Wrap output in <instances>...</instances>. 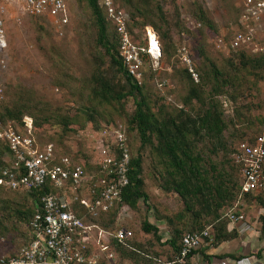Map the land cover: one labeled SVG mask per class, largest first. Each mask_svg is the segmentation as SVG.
<instances>
[{"label": "rangeland", "instance_id": "obj_1", "mask_svg": "<svg viewBox=\"0 0 264 264\" xmlns=\"http://www.w3.org/2000/svg\"><path fill=\"white\" fill-rule=\"evenodd\" d=\"M112 1L123 11L130 42L138 51V78H133L152 112L157 113L158 109L171 112L180 105L189 85L187 75L194 84H200L207 91L213 83L210 64L229 76L230 83L215 95L226 124V144L217 152H212L208 145L205 150L200 149V163L207 170L212 164L217 171L223 172V179L228 178L236 195L240 176L231 160V150L240 139L251 138L258 131L264 112V16L259 24L252 25L250 42L234 50L228 47L229 40L235 31L244 29L238 21L239 0ZM65 2L69 21L63 27L46 25L16 9L1 13L5 46L0 48V84L4 90V105L11 109L14 105H22L21 115H28L36 122L34 136L38 144L52 142L57 154L65 151L75 160L97 159L91 147L97 142L98 133L110 125L124 130L132 155L141 148L142 189L147 200L138 199L133 208L123 205L116 209L115 217L109 214L104 219L111 226L107 229L124 227L132 232L130 245L136 253L130 260L114 250L108 243V235L93 232L91 249L99 264H166L174 255L166 240L174 236L175 230L180 235L198 226L212 228L227 220L224 214L231 207L243 212L252 230L241 234L234 231V238L217 245H213L212 240L202 243L191 256L190 264H207L210 258L224 255L231 263L239 255L247 260L256 252L262 256L256 245L259 216L264 214V209L257 213L256 194H247L237 206H233L234 198L231 207L219 210L218 220L210 216L193 217L184 210L180 196L172 193L164 183V177L160 175L164 162L158 160L147 144L140 147L136 132L127 129L126 119L133 108V98L127 96L120 102H101L93 94L92 74L96 66L115 90L124 88V80L95 43L93 16L86 1ZM196 4L209 18L210 27L195 20ZM136 6L142 8V17L134 11ZM157 7L163 20L159 18ZM106 26L110 41L115 40L117 47V36L108 21ZM146 27L152 28L155 38L149 36L146 40ZM147 41L157 54L155 58L147 51ZM218 41L227 49L219 46ZM182 44L196 80L180 59L177 49ZM116 55L127 70L128 66L118 52ZM196 105V102L191 103L193 108ZM30 208L32 200L25 192L0 189V255H12L27 240L26 219L18 212ZM143 219L157 228L158 240L141 230ZM232 227L226 224L225 229ZM247 240H253L255 245L250 243L246 250L244 242Z\"/></svg>", "mask_w": 264, "mask_h": 264}, {"label": "built area", "instance_id": "obj_2", "mask_svg": "<svg viewBox=\"0 0 264 264\" xmlns=\"http://www.w3.org/2000/svg\"><path fill=\"white\" fill-rule=\"evenodd\" d=\"M112 23L118 38V54L128 66L127 72L137 79V54L130 42L126 19L122 10L112 0H97ZM238 21L244 29L235 31L228 43L231 49L246 46L251 40L253 24H259L264 16V0H239ZM16 9L28 17H39L52 27L68 24L69 10L65 0H0V48L5 46L4 25L1 13ZM146 40L155 38L151 27L145 28ZM156 40V39H155ZM157 42V41H156ZM218 45L227 49L218 41ZM149 49L147 41V51ZM180 59L190 68L185 46L177 49ZM133 78V79H134ZM0 84V102L3 99ZM263 128L252 139L240 140L235 144L232 161L238 167L240 181L233 206H237L246 194H257L264 190V112L261 115ZM91 147L94 158L89 160L97 169L93 173L83 172V162L66 154H57L52 142L38 144L32 131V119L23 115L20 124L0 121V141L7 144L8 152L3 157L7 165L0 168V184L11 191H26L42 187L46 182L54 189L39 197L36 210L27 221V241L12 255H0V264H97L92 253L93 232L107 234L95 224L86 223L85 216L96 217L109 209L119 199L127 184L129 152L126 134L119 127L107 126L98 133ZM95 174V173H94ZM77 205L80 214L73 211ZM232 208V207H231ZM229 209L225 217L237 233L250 230V224L241 211ZM209 225L200 231L186 232L181 236L180 248L174 258L177 264L184 263L190 250L202 243H209ZM103 234H100L101 236ZM109 236V235H108ZM117 241L132 237L124 227L117 228L111 235ZM204 238H208L204 241ZM226 258L212 257L207 264H228ZM232 264H249L243 257Z\"/></svg>", "mask_w": 264, "mask_h": 264}, {"label": "trees", "instance_id": "obj_3", "mask_svg": "<svg viewBox=\"0 0 264 264\" xmlns=\"http://www.w3.org/2000/svg\"><path fill=\"white\" fill-rule=\"evenodd\" d=\"M85 1L93 16L95 43L103 49L115 72L120 74L124 80V88L120 91L115 90L112 83H110L109 80L103 76L102 71L98 66H96V69L92 74L94 81L93 94L97 96L101 102H120L127 96H131L133 98L134 105L126 119L128 124L127 129L134 130L136 132L140 147L147 144L158 160L161 163L164 162L165 167L163 168V172L160 173L161 177H164V183L168 185L172 193L180 196L184 210L192 213L193 217L199 218L210 216L212 219L218 220L219 210L227 206L231 207L230 205L233 204L232 200H234L236 195L231 188L232 183L227 180L228 178L223 179V172L217 171L212 164L209 165V169L207 170L202 167L200 162L201 151L205 150L207 145L212 152H217L226 144L224 135L226 124L223 120V113L215 95L220 94L219 91H223L221 89L225 87L224 85L230 83L229 76L222 74L215 68V66H213V64H210L213 83L207 91H204L203 86L200 84H194L187 75L186 78L189 85L186 95L182 98L180 105L171 112H161L159 109L157 113L152 112L150 110V106L147 104L145 96L142 94L140 86L136 84L131 75L126 69H124L121 60H119L116 55L118 52V46L116 47V41H110L107 35L106 21L111 24L114 36L116 37L117 35L108 16L104 10L97 5V0ZM134 11L138 16H143L142 8L136 6L134 7ZM157 12L159 14V18L163 20L159 7H157ZM33 18L39 19L46 25H49V23L42 18ZM194 18L201 25L206 27L211 26L209 18L205 15V12L198 4L195 5ZM240 57H243L242 52H240ZM15 93L18 95L19 92L15 91ZM18 98L20 97L18 96ZM192 102L197 103L195 108L191 106ZM4 103L5 96H3V99L0 102V121H11L19 125L22 117V105H14V109H11L5 106ZM35 123L36 122L32 119L33 134H35ZM262 128L263 123L260 119V126L255 134L259 133ZM68 129L71 130L74 128L68 127ZM252 137L240 140H251ZM126 138L129 152V162L127 167L128 181L126 186L122 189L119 199L114 202L109 209L100 212L96 217L85 216L84 221L86 223L95 224L103 231L107 232L110 237L108 243L111 244L114 250L130 260H133V254L136 252H134L135 250H133L130 245L131 237L122 241H117L111 236L117 227L112 230L107 229L111 226L107 223L108 221L104 220L109 214L115 217L114 214H116V209L123 205L133 208L138 199H142L143 202L147 200V195L142 189L143 179L141 177V148L138 147L136 153L132 155L130 141L127 135ZM234 146L231 150V160L232 154L235 150ZM7 152V144L0 141V168L3 165H7V163L3 160V157L7 154ZM62 154H66L71 158L74 157L65 151L62 152ZM79 160L83 162V172H94L95 174L93 173V176H96L97 169H94L88 160ZM235 167L238 170L236 165ZM211 171L215 172V174ZM0 189L6 190L1 184ZM53 190L54 189L46 182V184L37 189L18 191L25 192L30 200H32V209H26L22 213L18 212L23 214L22 216L26 219V229L27 221L35 212L36 204H39L40 195L44 192ZM6 191L17 192L11 190ZM245 196L248 195L246 194ZM254 200L258 201L260 207L264 209V190L258 192L254 197ZM194 206L197 207L195 208ZM73 211L80 214V210L77 209L76 204H73ZM226 224H229L228 220L225 222H218L217 225L214 224V226L210 229L209 236L213 245H217L220 242L227 241L235 237V228L232 227L230 230H226ZM140 228L145 233H151L154 239H159V236L157 235V228L148 223L145 219L142 220ZM203 228L204 227L198 226L194 229L185 231L180 235L179 231L175 230L174 236L166 240V243L170 244L173 249L174 255L171 260H168L165 263L177 264L174 262V258L178 253L181 236L184 233L200 231ZM258 236L260 238L264 237V214L259 216ZM207 239L208 238H204V241ZM126 248L129 250H126ZM196 249L190 250V252L186 254L184 263L182 264H190V258L196 253ZM226 256L227 255H224L222 257ZM243 257L244 256L239 255L236 258L241 259ZM97 264H99V261Z\"/></svg>", "mask_w": 264, "mask_h": 264}, {"label": "crops", "instance_id": "obj_4", "mask_svg": "<svg viewBox=\"0 0 264 264\" xmlns=\"http://www.w3.org/2000/svg\"><path fill=\"white\" fill-rule=\"evenodd\" d=\"M261 210H262V208L260 207V205H258V207H257V213L258 214L262 213ZM245 220L247 222H249V220H248L247 217H245ZM228 225H229V227H231V225L234 226V224H230V223ZM257 229H258V227H257ZM251 230H252V228H251ZM244 243H245L246 250L250 248V246H249L250 243H251V245H255V242H253V240L252 241L247 240ZM256 246L259 249H261L260 254H262V256H259L257 252H256V255H249V257H248V263L249 264H264V237H261V238L258 237L257 245ZM223 258H225V257H223ZM228 264H232V263L229 262Z\"/></svg>", "mask_w": 264, "mask_h": 264}, {"label": "bare ground", "instance_id": "obj_5", "mask_svg": "<svg viewBox=\"0 0 264 264\" xmlns=\"http://www.w3.org/2000/svg\"><path fill=\"white\" fill-rule=\"evenodd\" d=\"M148 53H150V56L153 57V58H155V57L157 56L156 52H155L154 50L152 51V50L150 49V47H149V49H148Z\"/></svg>", "mask_w": 264, "mask_h": 264}]
</instances>
